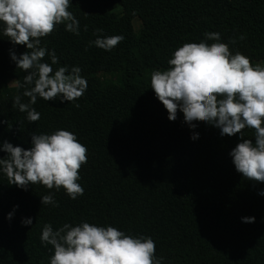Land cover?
<instances>
[{"label":"trees","instance_id":"trees-1","mask_svg":"<svg viewBox=\"0 0 264 264\" xmlns=\"http://www.w3.org/2000/svg\"><path fill=\"white\" fill-rule=\"evenodd\" d=\"M69 11L79 21V35L61 24L41 45L55 51L53 69H81L88 87L75 102L79 107L38 98L32 105L40 113L35 122L13 108L17 95L25 103L28 98L21 87L25 72L9 53L19 56L27 49L0 35V92L4 80L17 83L8 97H0V143L27 149L34 133L73 132L87 148L78 181L83 195L71 200L62 188L41 184L21 190L0 174V264H48L52 250L40 242L43 225L55 230L81 221L150 236L161 264H264V196L257 194L264 183L235 171L229 152L239 134L221 137L219 129L200 121L191 128L179 111L169 121L150 89L151 72L168 67L177 47L215 42L205 40L206 32H219L230 52H241L253 65L264 63L261 1L72 0ZM135 19L142 22L138 31ZM97 35L124 39L104 51L89 46ZM44 60L51 63L47 55ZM98 73L114 80L100 84ZM242 131L244 138L253 137L251 130ZM195 133L200 136L193 140ZM5 155L0 152V158ZM50 193L55 206L42 205L40 197ZM14 206L12 219H6ZM27 217L32 225L22 226ZM241 217L255 221L243 223Z\"/></svg>","mask_w":264,"mask_h":264},{"label":"clouds","instance_id":"clouds-1","mask_svg":"<svg viewBox=\"0 0 264 264\" xmlns=\"http://www.w3.org/2000/svg\"><path fill=\"white\" fill-rule=\"evenodd\" d=\"M71 2L0 0V35L13 46L27 49L19 56L14 51L9 55L16 68L25 72L21 87L23 97L28 98L25 103L17 95L12 107L26 113L29 122L40 119L32 107L38 98L48 102L59 99L79 107L75 102L87 90L78 66L53 69L58 63L55 51L41 45V38L61 24L65 31L79 35V21L69 11ZM220 35L206 32L205 40L215 42H188L177 47L167 60L168 67L151 72L150 89L166 109L169 121H175L179 111L191 128L200 121L219 129L221 137L239 134L240 142L229 152L235 171L246 180L264 183V64L253 65L241 52H230L228 44L220 42ZM123 39V35H97L89 46L111 51ZM46 55L51 63L44 60ZM245 129L252 131L251 139L244 138ZM199 136L195 133L192 139ZM0 152L6 153L0 158V174L9 185L21 190L35 184L56 191L62 188L71 200L83 195L78 181L79 170L87 162V148L73 132L58 128L50 134L34 133L27 149L5 140ZM257 194L264 196V189ZM40 199L42 205L55 206L51 193ZM17 207L5 218L11 220ZM241 221L253 223L255 218L241 217ZM32 223L31 217L21 219L22 226ZM39 239L43 246H51L48 264H161L150 236L126 234L111 225L81 221L54 230L46 223Z\"/></svg>","mask_w":264,"mask_h":264},{"label":"rangeland","instance_id":"rangeland-1","mask_svg":"<svg viewBox=\"0 0 264 264\" xmlns=\"http://www.w3.org/2000/svg\"><path fill=\"white\" fill-rule=\"evenodd\" d=\"M262 5H263V10H264V0H260ZM116 12L118 14H123V10L118 7L116 9ZM133 27L135 29V31H138L142 28V22L139 20V19H135L133 21ZM264 64V63H262ZM94 77L98 80V82L100 84H106L107 82L109 81H112L114 80V77L110 76V75H107V74H104V73H98L96 75H94ZM16 80L15 79H6L2 82V91L0 92V97L2 98H6L9 96V93H10V89L14 86H16Z\"/></svg>","mask_w":264,"mask_h":264}]
</instances>
